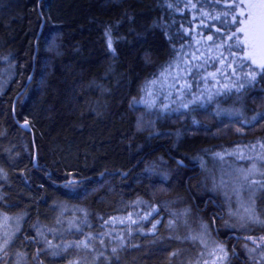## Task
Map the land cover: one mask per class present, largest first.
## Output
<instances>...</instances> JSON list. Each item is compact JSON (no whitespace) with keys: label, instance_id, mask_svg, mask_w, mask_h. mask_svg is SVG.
<instances>
[{"label":"trees","instance_id":"1","mask_svg":"<svg viewBox=\"0 0 264 264\" xmlns=\"http://www.w3.org/2000/svg\"><path fill=\"white\" fill-rule=\"evenodd\" d=\"M254 1L0 0V212L17 219L0 264H201L212 253L167 231L178 206L221 264H264V175L247 227L225 225L205 176L217 154L257 160L227 149L264 142V62H233L237 85L203 105L139 100L192 34L226 39Z\"/></svg>","mask_w":264,"mask_h":264},{"label":"rangeland","instance_id":"2","mask_svg":"<svg viewBox=\"0 0 264 264\" xmlns=\"http://www.w3.org/2000/svg\"><path fill=\"white\" fill-rule=\"evenodd\" d=\"M260 3L261 0H255L236 9L239 15L234 19L232 35L225 34L226 39L216 40L208 34H192L190 40L180 48L172 60L144 84L139 100L145 102L148 107L158 108L161 105L160 110L170 112L186 109L195 104L203 105L215 93L236 86L235 81L240 74L237 66L243 58L248 57L249 60L258 64L264 62L255 38V24ZM244 13H247V16ZM230 36L232 40L227 42ZM231 42L235 48L229 45ZM233 62H236L237 66L233 65ZM252 72L253 69H250L249 73L252 74ZM226 105L227 103L224 105L225 109ZM212 108L223 110L217 102ZM227 150L239 157L262 152L258 154L256 161L251 160L247 165L244 164L245 166L234 162L232 158L228 159L217 154L212 159L218 162L217 168L209 169L205 173L208 184L226 202L223 212L225 225L247 227L250 222L257 220L254 196L260 194L262 182L259 181L260 176L256 179L252 176L264 175V142L260 141L255 146L237 144ZM178 200L176 199L174 203L179 202ZM171 214L167 225L168 232L179 234L178 237L184 235L187 238L196 239L206 252L212 253L206 256L201 264L223 262L222 245L208 235V229L204 223L199 222L192 212L181 206L175 207ZM127 219V215L126 217L112 216L108 218L107 229H115L117 236L121 237L117 239H122L124 237L122 233L127 235L129 228L118 230L115 225L124 223L123 221ZM16 226L15 217L0 212V245L11 235ZM102 238L103 236L100 240Z\"/></svg>","mask_w":264,"mask_h":264},{"label":"water","instance_id":"3","mask_svg":"<svg viewBox=\"0 0 264 264\" xmlns=\"http://www.w3.org/2000/svg\"><path fill=\"white\" fill-rule=\"evenodd\" d=\"M255 27H256L255 38H256L257 46L264 58V0H261V3L259 5L258 17L256 20ZM28 78L29 76L27 77V79ZM20 124L22 125L23 128H27L26 120H22ZM178 162L181 163L182 161L178 160Z\"/></svg>","mask_w":264,"mask_h":264},{"label":"snow or ice","instance_id":"4","mask_svg":"<svg viewBox=\"0 0 264 264\" xmlns=\"http://www.w3.org/2000/svg\"><path fill=\"white\" fill-rule=\"evenodd\" d=\"M244 15H246L247 16V13H244ZM234 19H236V18H234ZM241 31H243V29H241ZM234 36H235V34H233Z\"/></svg>","mask_w":264,"mask_h":264}]
</instances>
